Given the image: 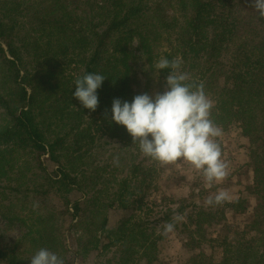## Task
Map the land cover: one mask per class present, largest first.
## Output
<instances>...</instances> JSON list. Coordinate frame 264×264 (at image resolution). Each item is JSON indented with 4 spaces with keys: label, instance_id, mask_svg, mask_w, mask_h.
<instances>
[{
    "label": "trees",
    "instance_id": "trees-1",
    "mask_svg": "<svg viewBox=\"0 0 264 264\" xmlns=\"http://www.w3.org/2000/svg\"><path fill=\"white\" fill-rule=\"evenodd\" d=\"M30 2L0 0V217L24 229L13 245L0 239V264H30L41 248L64 264L94 253V264H154L169 236L163 226L177 216L174 229L188 236L187 250L200 251L190 264H264V19L252 0H43V10ZM33 9L37 25L25 37L21 18ZM34 37L36 67L24 57L33 55L28 41ZM57 55L83 74L47 70L61 66ZM139 55L150 64L179 58V71L202 84L213 102L215 125L241 130L254 177L247 197L202 206L164 193L162 163L110 119L115 98L131 102L140 94L133 66ZM170 71L160 70V93ZM85 73L106 77L95 111L72 96L75 79ZM103 151L112 152L105 161ZM75 191L83 202L70 200ZM155 194L160 201H152ZM55 196L72 208L73 248ZM117 210L130 215L110 228L109 214ZM216 229L223 233L210 237ZM204 245L220 250L222 260L203 252Z\"/></svg>",
    "mask_w": 264,
    "mask_h": 264
},
{
    "label": "clouds",
    "instance_id": "clouds-1",
    "mask_svg": "<svg viewBox=\"0 0 264 264\" xmlns=\"http://www.w3.org/2000/svg\"><path fill=\"white\" fill-rule=\"evenodd\" d=\"M250 7L264 19V0H252ZM155 67L171 69L166 76L165 90L154 96L136 95L131 102L115 98L111 121L126 128L145 156L165 164L182 159L201 171L209 184L222 181L228 175L229 165L221 158V147L215 139L222 135V130L210 118L213 102L206 96L202 84L188 82L189 75L179 71V58L170 61L161 57ZM105 78L98 73L77 77L72 96L83 108L95 111L99 104L97 90ZM115 162L118 163V158ZM227 199L229 193L221 190L209 196L206 203L219 204ZM179 219L177 216L174 222H166L164 234L172 232ZM30 264H64V260L41 248L30 258Z\"/></svg>",
    "mask_w": 264,
    "mask_h": 264
},
{
    "label": "rangeland",
    "instance_id": "rangeland-1",
    "mask_svg": "<svg viewBox=\"0 0 264 264\" xmlns=\"http://www.w3.org/2000/svg\"><path fill=\"white\" fill-rule=\"evenodd\" d=\"M43 0H31L30 5L34 7H40V2ZM49 4L45 5V9ZM75 6H78L76 3ZM42 10L44 8H41ZM34 9L31 11H27L25 14L27 18L25 21L21 18L22 28L24 30V36H29V33L33 32L37 25V17L34 16ZM80 12V11H79ZM35 36V35H34ZM34 40L28 41L32 45L29 46V49L33 55H30L28 52H24V57L27 58V62H29L30 66L36 67L40 63H36L37 54L34 50ZM22 44V43H20ZM46 50V41L41 43ZM22 46V45H21ZM163 46H168L166 41L163 42ZM137 43H134V49L136 50ZM164 48H161L159 51L162 52ZM57 54L59 55L60 51L56 50ZM55 52H52L54 55ZM76 54H79L78 52ZM56 56V64L60 67H56L55 64L52 66H47L46 69L50 71L57 72L60 68L62 70H67L68 74H83V69L72 65L71 67H67L68 60H64L62 57ZM140 56V55H139ZM75 57L76 61L78 57L72 56V60ZM161 57L155 59L153 64H150V61L146 58H142L141 56L133 64L135 73H136V80L134 83V88L140 94L147 93L151 96H154L157 93H160V70L156 69L155 64L159 61ZM67 67V68H66ZM222 135L215 138L216 142L219 143L222 152V159L226 161L229 165L228 168V175L222 181H214L213 183L209 184L201 171L196 170L193 166H191L188 162L178 160L177 162H170V163H162L163 165V172H162V188L164 193L169 196H175L179 199H194L193 202L200 204L202 206L208 205L206 200L209 196H214L221 190H226L229 193V201H234L240 197H247L245 190L246 187L253 184V172L247 166V151L246 147L248 146V140L242 136L241 130L238 127H230L228 129H221ZM109 141V140H108ZM111 142V141H109ZM105 140H103V144ZM117 145L115 148H118ZM114 148H108L107 150H112ZM105 153V151H103ZM111 152V153H112ZM110 152L101 154V160H107ZM39 156L40 153H39ZM41 161L44 165L48 168L49 172L53 173L56 171L57 166L53 164L48 158L44 155L40 157ZM161 195L155 194L152 198V201H160ZM70 200L75 202H83V195L80 192L75 191L70 195ZM254 199V198H250ZM55 204L58 209L63 213L65 218V241L68 246L71 248L74 247L75 239L77 235L70 230V224L72 222V217L70 213L72 212L71 209H67L65 206V201L58 196H55ZM83 204V203H82ZM31 207L26 208L25 210V218L30 223V220L33 218L31 216ZM30 210V211H29ZM191 212V211H190ZM190 214V213H189ZM130 213L124 211H111L109 214L110 218V228H115L118 223L125 217L129 216ZM230 216V215H229ZM231 218V217H230ZM239 226L243 225L242 219L239 221L237 220ZM242 229V227H241ZM23 228L21 225H16L14 227L10 226L8 222L0 217V239L4 245L15 244V242L21 238L23 234ZM221 229L211 230L210 237H215L218 233H223L220 231ZM243 230V229H242ZM188 236L182 235L180 230H173L169 233L168 238L161 243L159 249V259L154 264H190V258H192L195 254H198L200 251L198 250H187ZM202 251L207 253L208 255L213 254L215 256V260L220 262L222 259V253L220 250L213 249L211 245H204L202 247ZM96 254H92L88 260L85 262L84 259H80L78 262L74 260L72 262L76 264H94Z\"/></svg>",
    "mask_w": 264,
    "mask_h": 264
},
{
    "label": "built area",
    "instance_id": "built-area-1",
    "mask_svg": "<svg viewBox=\"0 0 264 264\" xmlns=\"http://www.w3.org/2000/svg\"><path fill=\"white\" fill-rule=\"evenodd\" d=\"M48 158V156H46Z\"/></svg>",
    "mask_w": 264,
    "mask_h": 264
}]
</instances>
